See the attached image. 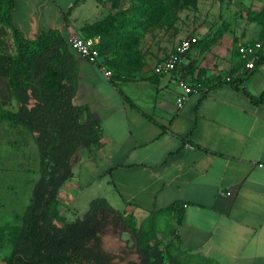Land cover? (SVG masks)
I'll list each match as a JSON object with an SVG mask.
<instances>
[{"label":"crops","instance_id":"obj_1","mask_svg":"<svg viewBox=\"0 0 264 264\" xmlns=\"http://www.w3.org/2000/svg\"><path fill=\"white\" fill-rule=\"evenodd\" d=\"M14 3L13 23L27 39L51 29H59L67 43L73 34L99 38L100 63L68 48L74 102L93 113L103 139L100 148L80 146L75 153L74 177L60 193L62 214L67 217L79 198L90 203L104 197L121 212L133 214L141 227L153 214L181 203L182 223L174 214L155 216L157 231L160 219L175 226L178 246L185 252L167 264H182L184 255L204 264H264V101L251 98L264 92V23H251L241 33L243 41H218L202 54L196 48L200 41L177 70L157 74L155 67L176 50L184 35L172 22L161 26L158 20L149 27L146 0ZM108 22V41H101L99 34L87 36ZM2 30L15 41L12 29L0 22ZM256 41L263 45L261 57L249 71L236 45ZM118 61L149 64L135 71L110 65ZM195 67L207 69V80L221 77L194 88L179 107L177 78L184 75L191 84ZM10 72L7 87L0 86V92L8 88L11 94L10 103L0 102V148L16 154L27 144L29 131L5 116V111L19 110ZM244 73L249 75L240 87L224 81Z\"/></svg>","mask_w":264,"mask_h":264},{"label":"trees","instance_id":"obj_2","mask_svg":"<svg viewBox=\"0 0 264 264\" xmlns=\"http://www.w3.org/2000/svg\"><path fill=\"white\" fill-rule=\"evenodd\" d=\"M164 3L146 0L148 24L162 20L167 9ZM14 5V0H0V22L12 29L16 45L10 84L19 103L17 112L5 111V116L33 134L40 154V177L32 187L30 204L5 264H117L118 256L105 249L103 239L104 230L114 223L112 217L116 225L129 228L135 239L139 258L126 264H167L172 259L160 246L155 216L174 214L180 224L184 214L181 203L153 214L150 222L139 228L133 214L121 212L104 197L92 199L82 218L70 221L62 214L60 193L74 177L71 161L80 146L100 148L103 132L93 113L74 102L70 43L59 29L41 32L36 39L24 37L13 23ZM110 25L88 31L87 36L99 34L101 41H108ZM248 75L224 81L240 87ZM251 98L263 102L264 92Z\"/></svg>","mask_w":264,"mask_h":264},{"label":"rangeland","instance_id":"obj_3","mask_svg":"<svg viewBox=\"0 0 264 264\" xmlns=\"http://www.w3.org/2000/svg\"><path fill=\"white\" fill-rule=\"evenodd\" d=\"M46 4V0H35ZM74 2V0H71ZM167 8L163 12L159 24L167 26L170 22L178 25L179 35L184 37L195 36L202 41L196 48L200 54L212 49L218 41H243L241 33L247 31V27L253 24L264 23V0H163ZM49 3H51L49 1ZM153 24H148L152 26ZM191 26L196 31L191 32ZM148 28V27H147ZM125 34L127 33L124 32ZM0 86L8 85L6 71L8 72L15 61L16 46L12 36L6 30L0 31ZM84 35V34H83ZM125 38V37H124ZM182 38H179L180 41ZM133 39V38H132ZM133 39L131 41H135ZM182 41V40H181ZM207 41V43H204ZM249 43V42H246ZM245 42L236 45L237 53ZM132 46L129 47L131 50ZM210 49V51H212ZM172 53L169 54L172 55ZM215 53V52H214ZM213 52L210 54L214 56ZM167 56L166 58H168ZM165 58V59H166ZM246 59V57H244ZM145 62H124L110 63L119 70L135 71L148 65ZM214 65V64H213ZM212 65V66H213ZM206 68L195 67L192 75V87L213 83L218 77L211 80L206 79ZM7 87V86H6ZM11 94L8 88L1 90L0 102L10 103ZM8 137V136H7ZM28 132L27 144L22 151L16 154L9 149L0 148V264H5V257L13 248L26 208L30 204L31 188L40 177V154L34 137ZM89 209V203H82L79 198L70 205L71 210L67 213L70 220L82 218ZM67 212V211H66ZM137 227L139 222L135 217ZM110 224L103 232L105 248L117 255V264H126L129 259H138L135 239L129 228L122 224ZM157 238L160 246L164 248L172 260H176L177 254H184L178 246L175 234V226L171 225L168 219H160L158 222ZM182 256V264H204L198 257L192 255Z\"/></svg>","mask_w":264,"mask_h":264},{"label":"built area","instance_id":"obj_4","mask_svg":"<svg viewBox=\"0 0 264 264\" xmlns=\"http://www.w3.org/2000/svg\"><path fill=\"white\" fill-rule=\"evenodd\" d=\"M199 42V39L195 36H188L183 38L178 44L176 50L172 55L160 62L155 67L157 74H165L173 72L179 68L182 59L194 48ZM70 46L80 53L82 56L87 58L93 63H100V49H99V38L97 37H85L79 34H73L69 39ZM263 48L262 42H249L240 47L241 54L247 58L245 68L249 71L254 70L257 67V63L261 57V50ZM102 69L107 76L112 75V71L107 69L101 63ZM229 78V77H228ZM227 79V78H226ZM177 83L181 88V92L177 96V105L182 107L184 103L189 99L193 93L194 88L192 84L188 82V79L181 75L177 78Z\"/></svg>","mask_w":264,"mask_h":264},{"label":"flooded vegetation","instance_id":"obj_5","mask_svg":"<svg viewBox=\"0 0 264 264\" xmlns=\"http://www.w3.org/2000/svg\"><path fill=\"white\" fill-rule=\"evenodd\" d=\"M107 251H108V250H107ZM108 252L112 253L111 251H108Z\"/></svg>","mask_w":264,"mask_h":264}]
</instances>
